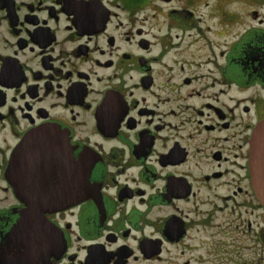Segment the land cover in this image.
I'll use <instances>...</instances> for the list:
<instances>
[{
  "label": "flooded vegetation",
  "instance_id": "flooded-vegetation-1",
  "mask_svg": "<svg viewBox=\"0 0 264 264\" xmlns=\"http://www.w3.org/2000/svg\"><path fill=\"white\" fill-rule=\"evenodd\" d=\"M263 121L264 0H0V264H264Z\"/></svg>",
  "mask_w": 264,
  "mask_h": 264
},
{
  "label": "water",
  "instance_id": "water-1",
  "mask_svg": "<svg viewBox=\"0 0 264 264\" xmlns=\"http://www.w3.org/2000/svg\"><path fill=\"white\" fill-rule=\"evenodd\" d=\"M248 166L253 190L264 208V121L258 124L251 137Z\"/></svg>",
  "mask_w": 264,
  "mask_h": 264
}]
</instances>
